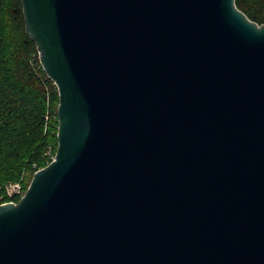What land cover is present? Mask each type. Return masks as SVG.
Masks as SVG:
<instances>
[{"label": "water", "instance_id": "95a60500", "mask_svg": "<svg viewBox=\"0 0 264 264\" xmlns=\"http://www.w3.org/2000/svg\"><path fill=\"white\" fill-rule=\"evenodd\" d=\"M57 147L0 205V264H264V25L235 0H18Z\"/></svg>", "mask_w": 264, "mask_h": 264}, {"label": "trees", "instance_id": "16d2710c", "mask_svg": "<svg viewBox=\"0 0 264 264\" xmlns=\"http://www.w3.org/2000/svg\"><path fill=\"white\" fill-rule=\"evenodd\" d=\"M249 20L264 25V0H235ZM57 91L26 36L18 0H0V185L50 162L57 147ZM47 116V119L45 117Z\"/></svg>", "mask_w": 264, "mask_h": 264}, {"label": "built area", "instance_id": "2783aa9c", "mask_svg": "<svg viewBox=\"0 0 264 264\" xmlns=\"http://www.w3.org/2000/svg\"><path fill=\"white\" fill-rule=\"evenodd\" d=\"M45 119H47V117H45ZM25 190L23 178L19 181L0 186V205L15 204L16 200H19L24 195Z\"/></svg>", "mask_w": 264, "mask_h": 264}, {"label": "rangeland", "instance_id": "374dc122", "mask_svg": "<svg viewBox=\"0 0 264 264\" xmlns=\"http://www.w3.org/2000/svg\"><path fill=\"white\" fill-rule=\"evenodd\" d=\"M46 117H47V116H46ZM46 120H48V119H46ZM56 132H57V131H56ZM47 155L50 157V162H51V160L53 159V155L49 154V150H48ZM48 164H49V163H48ZM39 169H41V168H39ZM39 169H37V170H39ZM21 178L24 179V189H26L27 186H28V184H29V182H30V179H31V178H30V179H29L28 177H27V178H26V177L24 178V176H21ZM21 178H20V179H21ZM20 179H19V180H20ZM19 180H18V181H19ZM14 182H16V181H14ZM8 183H11V182H8ZM8 183H5V184H8ZM5 184L0 185V186H4ZM17 201H18V199L16 200V202H17Z\"/></svg>", "mask_w": 264, "mask_h": 264}]
</instances>
